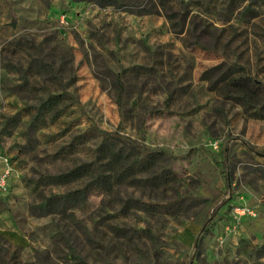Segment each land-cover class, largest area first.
I'll return each instance as SVG.
<instances>
[{"label":"rangeland","instance_id":"1","mask_svg":"<svg viewBox=\"0 0 264 264\" xmlns=\"http://www.w3.org/2000/svg\"><path fill=\"white\" fill-rule=\"evenodd\" d=\"M243 77L264 0H0V264H264Z\"/></svg>","mask_w":264,"mask_h":264},{"label":"trees","instance_id":"2","mask_svg":"<svg viewBox=\"0 0 264 264\" xmlns=\"http://www.w3.org/2000/svg\"><path fill=\"white\" fill-rule=\"evenodd\" d=\"M81 1H88L95 4H98L99 6H112L116 4L117 0H81ZM228 89L232 91L233 94H235L236 100L240 101L241 104L256 108L259 105L264 106V102H261L258 100L255 96L256 93H260L261 89L258 87L256 88V85H253L252 82H250L247 78L243 77L240 79H233L232 81H229L227 84H225ZM263 91V90H262ZM264 92V91H263ZM135 173L133 169H131L126 174V178L134 177ZM123 177L119 179V181L123 182ZM124 179V180H125Z\"/></svg>","mask_w":264,"mask_h":264},{"label":"built area","instance_id":"3","mask_svg":"<svg viewBox=\"0 0 264 264\" xmlns=\"http://www.w3.org/2000/svg\"><path fill=\"white\" fill-rule=\"evenodd\" d=\"M9 166V164L7 165ZM10 168L0 170V195L7 194L9 192V174Z\"/></svg>","mask_w":264,"mask_h":264}]
</instances>
